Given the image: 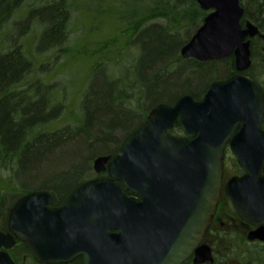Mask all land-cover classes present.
<instances>
[{
	"label": "water",
	"instance_id": "obj_1",
	"mask_svg": "<svg viewBox=\"0 0 264 264\" xmlns=\"http://www.w3.org/2000/svg\"><path fill=\"white\" fill-rule=\"evenodd\" d=\"M196 2L208 13L180 56L233 55L237 73L212 82L200 100L185 94L152 108L111 155L94 159V171L108 177L77 185L57 208H48L46 190L18 199L0 231V264H14L7 253L14 237L46 264L79 255L83 264H182L193 253L196 264L212 262L201 242L218 207L226 147L245 173L223 192L237 215L257 226L249 239L264 241V93L241 74L258 28L241 24L239 0ZM176 120L187 137L170 133Z\"/></svg>",
	"mask_w": 264,
	"mask_h": 264
},
{
	"label": "trees",
	"instance_id": "obj_2",
	"mask_svg": "<svg viewBox=\"0 0 264 264\" xmlns=\"http://www.w3.org/2000/svg\"><path fill=\"white\" fill-rule=\"evenodd\" d=\"M102 1L104 9L98 8ZM114 4L0 0V228L14 201L5 207L7 199L18 190L45 189L63 197L90 176L91 160L110 153L153 107L185 94L198 100L214 80L234 71L232 56L205 62L181 58V47L207 14L196 0H145L144 15L133 14L125 23ZM242 6L243 23L248 18L264 24V0ZM89 14L102 17L97 28L82 22ZM115 18L120 24L109 29L104 20ZM257 47L252 45L253 59ZM112 62L124 73L109 75L103 88L90 87L88 73ZM77 65H83L82 80L66 90L61 81ZM245 74L257 81L250 69ZM181 132L176 122L172 134ZM233 165L232 173H240ZM17 168L25 183L41 185L20 184ZM5 170L7 176L1 174Z\"/></svg>",
	"mask_w": 264,
	"mask_h": 264
},
{
	"label": "flooded vegetation",
	"instance_id": "obj_3",
	"mask_svg": "<svg viewBox=\"0 0 264 264\" xmlns=\"http://www.w3.org/2000/svg\"><path fill=\"white\" fill-rule=\"evenodd\" d=\"M246 20H250V19L246 18ZM256 26L258 28V33H256L253 37L249 38L251 62H252V45H257L260 48V46L263 45L264 43V30L261 29L260 26L258 25ZM233 64H234V59H233ZM236 72L237 71H235V66H234V71H232V73L228 74V76L226 77H229L230 75ZM255 82L261 87V89H263L259 82L257 81ZM113 149L111 150L110 153H112ZM233 164H236L234 160H233ZM244 173L245 172L242 169L240 173H236V174L232 172H228L224 166L223 177H222V189H221L222 191L220 193L218 207L201 242L202 244H205L210 248L211 256L213 260L212 262H204L202 264H264V241L258 238L249 239V236L255 232L257 226L251 225L243 221L237 215L230 200L225 196L223 192L224 185L231 177L233 176L240 177ZM106 176H107L106 171L100 174H96L93 171L92 174L87 179L84 180V182L97 178H104ZM73 188H71L67 193L64 194L63 197L59 199L55 198L51 194L52 201L48 206V208L51 209L57 208L62 202V200L66 197V195ZM26 193L28 192H24V193L21 192L17 200L20 199L22 196H24ZM126 194L131 195L130 191L127 190H126ZM12 205L13 203L9 206L7 210L8 212L4 220L5 227L0 228V231L3 232L7 231V227H6L7 218H8L9 210L12 207ZM116 231L117 229H114L111 230L110 232H116ZM14 241H15L14 245L7 250L9 257L12 259L14 264H46L35 260L23 242L17 240L15 237H14ZM237 241L242 242L241 247L236 245ZM1 249L3 248H0V250ZM83 258L84 257L82 255H79L65 263H48V264H83ZM193 259H194V253L191 254L182 264H196L194 263Z\"/></svg>",
	"mask_w": 264,
	"mask_h": 264
},
{
	"label": "rangeland",
	"instance_id": "obj_4",
	"mask_svg": "<svg viewBox=\"0 0 264 264\" xmlns=\"http://www.w3.org/2000/svg\"><path fill=\"white\" fill-rule=\"evenodd\" d=\"M104 1H102L99 5H98V8H102V3ZM89 3V2H88ZM240 3L241 5H246L250 8L251 6V0H240ZM92 4V2H91ZM144 4H145V0H115V4H114V13L115 14H119L120 16V21L121 23H125L127 21H130L131 19V16L133 14H136V13H139L140 15H144ZM109 5V4H108ZM247 7V8H248ZM110 12H112V5L110 4ZM263 13V12H262ZM102 17L100 18V16L96 15V14H89L88 17H84L82 19V22L83 23H87V26H88V29L90 27V24H95V26H93L92 29L94 28H97L98 27V24L100 21H102ZM105 23L108 25L109 29L110 28H113V25L117 22V19L115 18L114 21H110V19H105L104 20ZM152 22H156V21H152ZM151 22V23H152ZM120 24V23H119ZM202 24V23H201ZM200 24V25H201ZM119 26H122V25H119ZM261 29L264 30V24H262V26H260ZM198 29V28H197ZM91 30V29H90ZM95 31V30H94ZM110 33V32H109ZM142 37V36H141ZM143 38V37H142ZM141 39V38H140ZM261 49V50H260ZM254 59L252 58V63H251V67H250V70L255 74V77L257 79V82H259L263 88H264V66L262 65L264 63V43L263 45L259 47H257V49L255 50L254 52V55H253ZM262 57V58H261ZM126 60H123L121 65H123V62H125ZM109 66L107 68H103V69H97L95 71H92L91 73H88L89 77H88V81H87V84L89 83V86L92 87V88H103L106 84L107 81L110 80L109 78V75L113 74L114 75H122L124 73V71H121V70H117L116 69V65L113 64V62L111 64H108ZM253 67V69H252ZM83 65H77L76 67H71V70L70 72H68L66 74V76L63 78V80L61 81V85L66 89V90H70L75 82V80H82V75H83ZM59 73V71H58ZM61 76L62 74L57 78L58 80L61 79ZM86 84V85H87ZM96 85H98L99 87H95ZM78 100L75 98V96L73 97V103L72 104H77ZM115 106H118V105H115ZM118 108L120 110H126L125 108L127 107H123L122 105L121 106H118ZM130 126V125H129ZM129 129V127H126L124 129V132ZM123 131H120L119 133H117V136L118 137H122L125 133ZM112 146V145H111ZM110 146V147H111ZM111 152V151H110ZM110 153H106L104 155H99V156H106V155H109ZM233 156L231 155V153L229 151H226L225 153V168L227 169L228 172H233ZM92 161L91 160V164H90V168H89V173H87L86 175H91L92 172H93V169H92ZM8 172L7 170H5L3 173L1 174H4L5 176L8 175ZM88 172V170H87ZM16 178H17V181L22 184V185H29L27 183H25L23 180H22V176H21V171L20 169H16ZM41 185V183L39 182H32L30 183V187H33V186H39ZM20 191L21 190H18L16 192V195L13 197V196H10L8 197L7 199V202L5 204V207L7 205H9L13 200L17 199L19 194H20ZM51 194L55 197L56 195L54 194V192H51ZM2 223V218L0 220V224ZM4 223V221H3ZM241 244L242 242L240 241H237L236 245L237 246H240L241 247Z\"/></svg>",
	"mask_w": 264,
	"mask_h": 264
}]
</instances>
